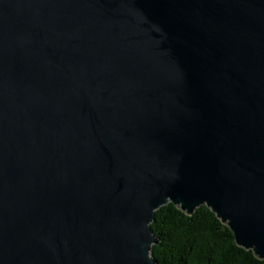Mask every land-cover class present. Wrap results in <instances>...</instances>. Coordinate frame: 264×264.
<instances>
[{
    "label": "water",
    "instance_id": "obj_1",
    "mask_svg": "<svg viewBox=\"0 0 264 264\" xmlns=\"http://www.w3.org/2000/svg\"><path fill=\"white\" fill-rule=\"evenodd\" d=\"M168 202L264 259V0H0V264H157Z\"/></svg>",
    "mask_w": 264,
    "mask_h": 264
},
{
    "label": "trees",
    "instance_id": "obj_2",
    "mask_svg": "<svg viewBox=\"0 0 264 264\" xmlns=\"http://www.w3.org/2000/svg\"><path fill=\"white\" fill-rule=\"evenodd\" d=\"M150 227L158 240L150 252L157 264H264L236 243L229 227L206 205L187 214L168 202L155 210Z\"/></svg>",
    "mask_w": 264,
    "mask_h": 264
}]
</instances>
